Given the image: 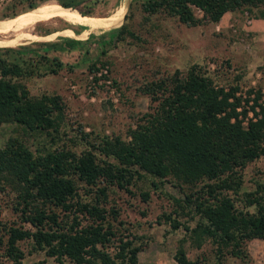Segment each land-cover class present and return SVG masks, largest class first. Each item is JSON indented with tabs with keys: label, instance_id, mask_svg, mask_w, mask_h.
<instances>
[{
	"label": "trees",
	"instance_id": "trees-1",
	"mask_svg": "<svg viewBox=\"0 0 264 264\" xmlns=\"http://www.w3.org/2000/svg\"><path fill=\"white\" fill-rule=\"evenodd\" d=\"M141 3L148 14L163 12L192 26L216 22L228 11L256 7L264 0ZM15 10L9 14L15 15ZM125 27L90 33L85 40L64 37L57 48L87 43L88 48L98 45L103 55L106 44L121 39ZM10 51L15 50L0 46V129L10 127L0 145V194L9 196L17 221L1 227L0 264H21L25 256L21 243L26 241L56 264H138L139 247L130 233L121 231L123 222L110 203L109 187L131 192L129 185L139 171L179 187L183 198L176 200V207L199 216L195 226H185L192 245L201 247L209 239L220 256L225 250L243 255L244 242L264 239V183L243 192L246 204L254 205L253 212L238 209L226 193H237L243 181L239 169L264 155V106L259 94L249 106L253 116L245 120L247 109L239 110L238 85H218L194 64L185 73L176 70L143 85L155 106L128 131V138L104 136L92 143L81 136L85 146L75 150L58 145L65 118L61 96L32 95L19 81L55 73L60 63L45 55L12 59ZM88 68L96 71V61ZM79 184L86 185L87 198L80 197ZM141 195L148 197L147 192ZM165 220L173 229L181 225L171 214ZM175 259L178 264H199L183 247Z\"/></svg>",
	"mask_w": 264,
	"mask_h": 264
},
{
	"label": "rangeland",
	"instance_id": "rangeland-1",
	"mask_svg": "<svg viewBox=\"0 0 264 264\" xmlns=\"http://www.w3.org/2000/svg\"><path fill=\"white\" fill-rule=\"evenodd\" d=\"M141 2L0 0V39L8 40L0 46L14 48L8 54L10 58L45 55L60 63L55 73L19 79L32 95L61 96L65 118L59 130L63 139L59 146L80 150L85 139L98 143L104 136L128 138V131L143 122L145 113L155 106L151 96L143 92V85L170 77L176 70L185 73L194 64L218 85H238L239 110L247 109L245 120L253 116L249 106L258 94L264 106V4L228 11L216 22L189 26L163 12L148 14ZM14 7L15 15L9 14ZM195 11L201 16L200 10ZM121 24L126 26L122 38L106 44L103 55L98 45L88 48L87 43L73 49L57 48L64 37L85 40L90 33L99 35ZM94 61L97 70L90 71L88 67ZM46 65L49 68L50 62ZM9 131L8 125L0 129V145ZM239 173L243 180L240 190L226 193L238 209L253 212L255 207L246 204L243 192L264 183V155L240 168ZM139 175L129 185L131 192L109 187L110 203L123 222L121 231L130 233L139 247L138 264H178L175 254L180 247L199 264H264L261 238L244 242L243 255L225 250L220 256L209 239L201 247L192 245L185 226H195L199 216H192L188 208L176 207V200L183 198L179 187L143 171ZM78 189L80 197L87 198L86 185L79 184ZM142 191L148 193L146 199ZM10 203L9 196L1 193L0 234L4 223L17 221ZM169 214L179 219V228H171L165 220ZM21 247L25 252L21 264H56L43 250L32 248L30 242L21 243ZM2 252L0 247V256Z\"/></svg>",
	"mask_w": 264,
	"mask_h": 264
},
{
	"label": "bare ground",
	"instance_id": "bare-ground-1",
	"mask_svg": "<svg viewBox=\"0 0 264 264\" xmlns=\"http://www.w3.org/2000/svg\"><path fill=\"white\" fill-rule=\"evenodd\" d=\"M7 43H8V40H2V39H0V45L7 44Z\"/></svg>",
	"mask_w": 264,
	"mask_h": 264
}]
</instances>
